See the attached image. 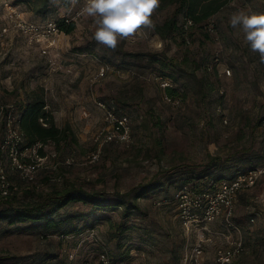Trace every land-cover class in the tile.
<instances>
[{"label": "rangeland", "instance_id": "1", "mask_svg": "<svg viewBox=\"0 0 264 264\" xmlns=\"http://www.w3.org/2000/svg\"><path fill=\"white\" fill-rule=\"evenodd\" d=\"M28 1L0 0V30L8 29L0 40V104L22 108L27 98L42 95L56 125L69 126L74 135L73 143L53 147L54 164L68 157L76 163L60 164L57 172L44 169L35 185L10 173L17 190L0 200V212L8 208L6 202L24 205L67 184L113 201L153 182L159 189L139 199L128 217L124 208L91 215L88 205L68 206L60 212L63 219L86 216L65 237L48 235L38 224L14 226L0 219V264H102L103 255L110 264H180L194 242L179 219L180 187L194 174L227 179L264 163V63L229 25L234 12L264 13V0H232L206 26L193 28L190 44L180 30L167 39L156 33L155 26L173 17L181 26L184 14L178 11L180 0H160L154 28L143 29L147 36L122 41L115 51L94 40L92 19L80 15L75 31L61 34L48 57L42 55L44 45L31 46L14 31L6 6L15 5L26 21L42 22L74 17L85 0L75 8L64 0L50 2L46 14L33 11ZM102 67L106 75L99 78ZM159 74L172 76L185 90L181 104L164 102ZM111 101L129 116L133 142L103 144L100 161L91 164L88 157L100 148L97 137L106 128L99 103ZM234 215L246 246L236 264H264V178L239 194ZM72 228L67 223L64 230ZM211 245L208 264L217 249Z\"/></svg>", "mask_w": 264, "mask_h": 264}, {"label": "built area", "instance_id": "2", "mask_svg": "<svg viewBox=\"0 0 264 264\" xmlns=\"http://www.w3.org/2000/svg\"><path fill=\"white\" fill-rule=\"evenodd\" d=\"M9 16L14 23V31L22 34L31 46L41 47L42 55L48 57L55 47L57 38L63 34L61 27L55 20L42 22L26 21L19 13L15 5L6 6ZM80 11L74 17L65 20L66 24L76 21L80 17ZM191 18L183 19V31L185 42L191 43V30L194 28ZM8 34V29L0 30V40ZM106 75L102 67L99 78ZM231 76V71H226ZM156 81L163 91L164 102L179 105L181 97L174 98L166 93L167 89L176 88L175 83L169 78L157 77ZM104 110L106 128L103 129L97 141L102 140L100 148L88 157L91 164H96L102 156L103 144L130 145L133 142L131 120L127 114L122 113L116 107L114 101L99 103ZM47 109V108H46ZM23 110L15 104H0V199L9 198L17 188L10 182V173L18 177L27 185H35L39 174L44 169H53L57 172L60 164L66 168L75 165V159L68 157L62 163H55L57 152L53 149V143H36L28 147L26 136L22 132L20 119ZM217 113L223 114L222 108ZM41 123L48 127L43 119ZM227 124V120H224ZM260 129L264 132V117L261 120ZM44 152L41 155L40 152ZM3 158H6L7 164ZM53 166H47L50 162ZM264 178V165L251 168L244 172H238L231 180L203 183L185 184L177 192L179 219L186 233L194 238V242L182 256L180 264H208L209 245L217 246L212 264H236V261L245 253L246 246L241 234V228L234 221V212L237 198L240 193L252 189ZM60 180H55V182ZM256 217L250 219L255 223ZM219 223L220 228L213 226ZM214 240L217 241L214 244ZM220 243V245H218ZM102 264H110L106 256L101 257Z\"/></svg>", "mask_w": 264, "mask_h": 264}, {"label": "trees", "instance_id": "3", "mask_svg": "<svg viewBox=\"0 0 264 264\" xmlns=\"http://www.w3.org/2000/svg\"><path fill=\"white\" fill-rule=\"evenodd\" d=\"M21 1L27 2V0ZM164 1L173 3L176 0ZM231 1L232 0H180L178 11L184 12L182 19L188 17L193 20L195 24L194 28L198 26L202 27L206 26V23L211 20L212 17L217 15L221 10H223L228 4H230ZM50 2L51 0H29L28 4H30L32 10L36 13L46 14ZM66 19L67 17L53 20L58 22L63 34L70 35L76 29V21H72L70 24H66ZM46 20L43 19V21ZM178 30H180L185 41L183 31V20L181 26H178V23L176 19H174V17L172 19L167 20L161 26H155L156 33L162 39H167L171 34L175 33ZM160 63L162 64V62ZM159 77L169 78L175 83L176 88L166 90V93L168 95L173 96L174 98L181 97L185 99L186 92L185 90H182V86L178 83L175 78L163 74H159ZM115 104L117 109L120 111V108L118 107L116 102ZM46 108L47 104L42 95H35V97L31 99L27 98L26 105L22 107L23 113L20 119V123L22 132L26 136L27 146L32 147L33 145L39 142L44 144L53 143L57 145V147L68 143H73L74 135L72 133L71 128L69 126L65 128H59L56 125L54 115L49 112ZM41 119L45 121L48 127H45L41 123ZM40 153L41 155H44V152L41 151ZM263 165L264 163L260 166ZM238 172L244 171H237L235 174H237ZM235 174L227 179L215 178L213 176H207L205 178H202L200 177V175L194 174L192 175L191 182L185 184H195L200 182L204 185H207L211 182H218V180H231L235 176ZM157 189H159V186L156 184L154 185L153 182L150 186H143L141 187V189L133 190L129 192L128 195H124L121 197L119 196V198H116V200L113 201L105 197L104 194L97 192H88L82 187H78L77 185L67 184L61 188H55L48 193L42 194L39 199H35L34 201L28 202L24 205L17 206L12 203L6 202L8 208L0 212V219H5L8 221L9 225L14 226L21 223H32L34 225L38 224V226L44 229V231L48 233V235L59 233L62 237H65L70 233L77 231L78 227L74 223L78 220L85 219L86 216V214H84L78 215L75 218L63 219L60 216V212L68 206L76 203L88 205L92 210L91 215L96 214V212H108L124 208V214L128 217L130 213H132L138 208L136 202L139 199H142L147 194ZM132 195L134 196L132 199V204H130L128 203V197ZM67 223H70L73 226L71 231L64 230Z\"/></svg>", "mask_w": 264, "mask_h": 264}, {"label": "clouds", "instance_id": "4", "mask_svg": "<svg viewBox=\"0 0 264 264\" xmlns=\"http://www.w3.org/2000/svg\"><path fill=\"white\" fill-rule=\"evenodd\" d=\"M64 2L75 8L80 0ZM51 3L59 5L61 0H51ZM159 4L160 0H85L79 11L92 19L94 40L115 51L122 41L137 35L147 36L143 29L154 28L152 16ZM229 25L242 33L245 43L264 63V13L234 12L229 17Z\"/></svg>", "mask_w": 264, "mask_h": 264}]
</instances>
